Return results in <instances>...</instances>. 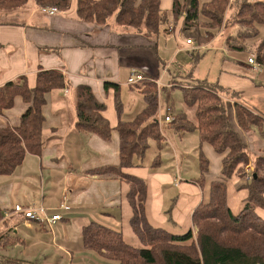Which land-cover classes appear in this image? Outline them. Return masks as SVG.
Masks as SVG:
<instances>
[{"label":"crops","instance_id":"1","mask_svg":"<svg viewBox=\"0 0 264 264\" xmlns=\"http://www.w3.org/2000/svg\"><path fill=\"white\" fill-rule=\"evenodd\" d=\"M174 1L168 0L164 10L161 0V10L171 12ZM77 3L72 0L69 10L54 15L43 12L34 0H29L27 6L19 10H0V87L26 77L30 88H34L40 70H59L67 76L69 84L67 89L47 96L43 109V153L28 155L12 175L0 176V210L3 212L0 236L14 239L0 249V254L32 264H118L88 249L83 242V229L93 222L99 223L121 232L124 238L126 228L131 229L132 210L127 199L129 186L117 177H100L93 173L95 169L119 165V138L114 134L106 141L76 131V87L87 84L93 89L98 100L107 105L105 115L112 127H116L120 119L132 122L147 104L136 87L140 84L129 85V79L134 74L142 75L153 79L160 87L164 85L162 69L164 75H172L169 64L175 63L182 53L196 49L186 43L187 38L182 32L183 19L176 26L172 25L169 34L161 32L157 39H151L144 33L123 31L115 19L103 26L84 22L78 16ZM106 83L119 85V94L112 88L105 89ZM118 100L122 104L121 118L118 116ZM27 107L21 98L16 99L14 108L0 116V126L17 127ZM169 110L172 123L163 122L165 115L163 110L160 112V106L157 116L164 146L161 148L159 141L149 140V150L144 157H135L134 166L125 169V173L147 182L151 172L150 160L158 155L154 166H159L162 152L167 147L175 150L173 144L177 146L178 143L173 136L168 138L163 126L174 124L178 131L177 126L185 124L179 117L189 120L183 110L181 113L172 107ZM189 123L196 124V117ZM256 134L254 131L251 135ZM251 135H242L250 163L239 168L227 183L228 204L235 215L243 210L249 197L245 188L249 182L245 178L246 168L251 166L254 171L255 158L264 152V144L260 145L257 139L253 142ZM178 137L184 149L198 150L199 170L201 153L208 160L209 173L205 183L203 186L197 183L199 176L177 187V177L168 174L154 176L148 185L147 213L156 227H168L175 232H182L184 227L196 231L192 223L193 213L199 204L209 201L212 183L222 176L223 156L209 145H203L200 151L198 131L180 132ZM175 160L178 163L176 155ZM169 184L180 188L176 198L165 190ZM173 198L175 208L172 209V202L167 212L166 207ZM16 206L38 213L44 209L46 215H60L62 220L50 227L28 220L24 214H12L6 218L5 214ZM257 215L264 220V209H257Z\"/></svg>","mask_w":264,"mask_h":264},{"label":"trees","instance_id":"2","mask_svg":"<svg viewBox=\"0 0 264 264\" xmlns=\"http://www.w3.org/2000/svg\"><path fill=\"white\" fill-rule=\"evenodd\" d=\"M34 1L41 9L57 8L60 12L69 10L72 3V0ZM233 1L239 5L235 24L245 29V37L256 35L254 27L264 25V1ZM28 2L0 0V10H19L25 8ZM77 2V13L82 21L103 26L110 19H115L116 25L123 31L144 33L151 39H157L161 32L169 34L172 25L176 26L183 19L182 32L185 38L202 44L206 40L201 29L207 27L202 19L207 18L210 27H222L230 0H210L204 5L200 4V0H175L171 12L161 10V0ZM199 23L205 27H198ZM252 27L254 30L250 29ZM231 39L233 37L228 40L229 47L242 49V44L238 46ZM259 60L264 63V58L259 57ZM195 69L196 66L192 67L190 78ZM139 84L136 87L144 97L146 109L132 122L120 119L116 127L111 126L105 115L107 105L98 100L89 85L81 84L75 89L76 131L106 141L114 134L119 138V165L95 169L93 173L100 177H117L129 186L127 199L132 210L130 226L141 244L139 248L132 246L121 232L93 222L83 229L85 246L118 264H264V220L257 215V209H264V152L255 158L253 178L245 185L249 197L238 215L231 211L227 199V183L239 168L243 169L250 163L242 135H251L255 129L264 135V115L240 103V92L220 83L198 81L197 84L184 86L175 82L182 90L184 104L195 110L196 117L194 125L188 123L186 118L179 117L185 124L177 126L178 131H198L200 151L203 145H209L223 156L222 176L212 183L209 201L199 204L193 213L192 223L196 231L189 229L185 234L175 232L156 227L150 222L147 213L148 183L124 172L134 166L135 157H144L149 140L159 141L161 148L165 141L157 119L159 87L148 77ZM68 85L63 72L40 70L34 88H30L26 77L0 87V116L12 110L18 98L28 106L17 127L0 126V176L12 175L28 155L40 156L43 153V109L47 104V96L67 89ZM109 88L119 94V85L106 83L105 89ZM226 98L232 100V106L225 101ZM117 108L121 118L122 104L119 100ZM208 173L209 162L201 153L200 178L197 180L200 186L204 185ZM2 221L3 212L0 210V223ZM170 224L175 227L172 221ZM12 241L14 239L7 235L0 236V249ZM0 264L32 263L0 254Z\"/></svg>","mask_w":264,"mask_h":264},{"label":"rangeland","instance_id":"3","mask_svg":"<svg viewBox=\"0 0 264 264\" xmlns=\"http://www.w3.org/2000/svg\"><path fill=\"white\" fill-rule=\"evenodd\" d=\"M209 1L210 0H200V4L204 5ZM249 1L253 3L264 0ZM167 2L168 0H163L164 10L167 8ZM238 11L239 5H237L235 1L230 0L224 15L222 27H210L211 24L207 18L204 17L202 23L206 24L207 27L202 25V23H199L198 27H205L201 29V31L203 39L206 41L200 44L196 40H193L195 44L194 48L196 49L182 53L176 59L175 63L171 62L169 64L168 70H171L172 75H164L165 73L162 69L161 77L164 85L158 86V89L160 112L163 110L165 115L163 122H165L166 117L171 114V112H168V108L170 107L174 108L177 113H181L183 110L189 122L195 121V110L188 109L184 104L182 90L177 85L174 87L173 81L184 86L197 84L198 81H206L210 84L220 83L226 88L230 87V89H234L233 91L240 92L241 94L238 99L240 103L246 105L255 113L264 115V63H261L259 60V57L264 58V25L254 27L257 30L256 35H248L245 37L243 34L245 33V29L235 24V17ZM254 28L252 27L250 29L254 30ZM231 37H233L231 42L238 46L242 44V49L229 47L228 40ZM250 56L257 58L256 64L258 66V71L252 70L251 66L248 64ZM194 66H196V71L193 77L190 78V73ZM225 101L232 106L233 102L231 99L226 98ZM166 111L169 115H166ZM163 131L168 134V138L171 139L173 136L178 145L176 146V144H173L175 150H170V148L167 147V149L162 152L161 165L154 166L158 155L150 160L149 169L151 172H149L147 177L148 185L150 186L153 177L159 174H168L177 177V187L186 183V180L199 177L198 150H186L183 148L184 146L181 145L178 137L180 132L176 130L174 124L171 127L163 126ZM255 133H257V136L251 135V139L253 142H256L255 139H257V142L263 145L264 135L259 130H255ZM175 155L177 156L178 163H176ZM177 169L180 173H178ZM177 187L175 188L174 184H169L165 186V190L176 198L180 191V188ZM174 198L166 207L167 212ZM174 208L175 203L172 209ZM188 231L189 229L184 227L182 233L185 234ZM125 239L129 244L137 248L141 247L139 240L135 237L130 228H126L125 230Z\"/></svg>","mask_w":264,"mask_h":264},{"label":"built area","instance_id":"4","mask_svg":"<svg viewBox=\"0 0 264 264\" xmlns=\"http://www.w3.org/2000/svg\"><path fill=\"white\" fill-rule=\"evenodd\" d=\"M43 12H47L50 15H54L55 13H58L59 10L57 8H44L42 9ZM187 45L189 46H195L194 42L192 40H187L186 41ZM249 64L252 66H255V61H254V57H251L249 59ZM131 79V80H130ZM130 82L131 83H139V82H143V80L145 79L142 75H138V74H134L131 78H130ZM170 112V110H169ZM171 118L170 117H166L165 122L169 123L171 122ZM253 168L251 166H248L246 168V180L247 181H251L253 176ZM12 214H24V216L31 221H35L38 222L42 225H47L52 227L56 222L61 221L62 220V216L60 215H53V216H48L45 214L44 209H42V213H38L37 211H34L33 209H25L21 206H16L12 212H7L5 214V217L8 218L10 217Z\"/></svg>","mask_w":264,"mask_h":264},{"label":"bare ground","instance_id":"5","mask_svg":"<svg viewBox=\"0 0 264 264\" xmlns=\"http://www.w3.org/2000/svg\"><path fill=\"white\" fill-rule=\"evenodd\" d=\"M251 57H253V56H251ZM251 57H250V58H251ZM250 58H249V59H250ZM254 61H255V64H256V59H255V58H254ZM248 64H249V60H248ZM249 65H250V64H249ZM250 66H251V68H252L254 71H258V66H257V64H256L255 66H252V65H250ZM130 80H131V79H130ZM130 80H129V82H128L129 85H137V84L141 83V82H139V83L134 84V83H131ZM170 112H171V110H170ZM170 112H169V113H170ZM167 117H170V116H167ZM170 118H171V120H172V117H170ZM169 123H172V121L169 122Z\"/></svg>","mask_w":264,"mask_h":264}]
</instances>
